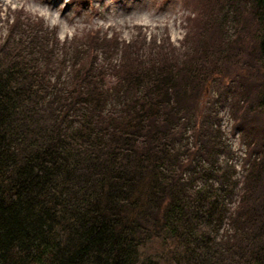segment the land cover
<instances>
[{"label": "trees", "instance_id": "obj_1", "mask_svg": "<svg viewBox=\"0 0 264 264\" xmlns=\"http://www.w3.org/2000/svg\"><path fill=\"white\" fill-rule=\"evenodd\" d=\"M253 7L248 59L228 53L245 46L239 33L213 34L193 57L128 61L108 90L98 68L69 76V86L52 79L40 65L49 61L39 54L48 49L42 24L45 43L28 36L26 23L0 42V264H264V0ZM3 44L26 46L34 58ZM232 59L250 66L246 78L226 72ZM210 79L217 96L226 89L239 100V169L215 173L194 162L215 149L231 154L217 131L215 141L211 105L198 109ZM206 173L217 186L195 187Z\"/></svg>", "mask_w": 264, "mask_h": 264}, {"label": "rangeland", "instance_id": "obj_2", "mask_svg": "<svg viewBox=\"0 0 264 264\" xmlns=\"http://www.w3.org/2000/svg\"><path fill=\"white\" fill-rule=\"evenodd\" d=\"M215 1L214 8H211V0H0V42L4 40L9 43L18 37L20 34L16 29L22 23L31 25L28 36L35 40L44 39L47 31L46 43H39L38 40L36 43H45L48 48L39 53L41 57H49L48 65L45 62L40 65L49 69L52 79L61 75L63 84H59L69 86V76H84L90 73V68L96 71L98 68L102 70L97 77L105 81L103 87L108 90L111 87L109 82L116 80L121 69L129 68L128 61L134 65L137 61L152 59L159 63L161 57L175 61L178 55L183 54L193 57L195 53L205 52L202 49L206 44L204 41L213 34L217 35L214 39H220V35L231 38L239 33L245 40V46L236 44L228 53L232 56L241 53L242 57H247L258 28L252 15L255 9L253 0H227L234 7H239L244 20L234 17L235 9L230 2ZM39 24H42L45 31H37ZM241 26L243 29L240 33ZM53 34L56 41H52ZM21 38L28 40L27 35ZM248 46L249 50L246 51ZM2 49L5 53L14 52L18 58L23 57L28 61L33 55L26 46L15 48L13 45L11 48L10 44H3ZM36 51L37 59V48ZM200 54L202 60L205 54ZM235 60L232 59L227 65L226 72L239 73L246 78L244 73L250 66L246 64L240 67ZM210 80L211 83L207 81L205 85L202 84L206 94L199 96L198 109L204 103L211 105V113L217 117L213 132L221 134L219 140L227 144L231 154L226 157L215 149L213 153H207L209 159L201 155L194 162L196 167L215 173L222 172L225 165L230 163L239 169L240 160L244 157V145L237 123L242 114L239 100L234 101L226 89L225 94L222 91L217 96L214 87L216 82ZM111 96L109 107L118 109L121 99L118 101L115 91ZM191 129V124L182 129L181 137L185 144L191 142ZM207 131L209 133V129ZM217 137L218 133L216 142ZM196 179L193 180L194 186L199 188L214 187L219 182L207 173ZM261 198L262 194H257L253 200ZM236 199L237 195H234L229 205H233ZM238 211L239 207L234 212Z\"/></svg>", "mask_w": 264, "mask_h": 264}, {"label": "bare ground", "instance_id": "obj_3", "mask_svg": "<svg viewBox=\"0 0 264 264\" xmlns=\"http://www.w3.org/2000/svg\"><path fill=\"white\" fill-rule=\"evenodd\" d=\"M43 1V0H42ZM44 6H48L47 4H44Z\"/></svg>", "mask_w": 264, "mask_h": 264}]
</instances>
